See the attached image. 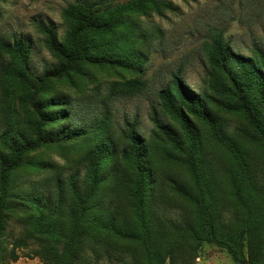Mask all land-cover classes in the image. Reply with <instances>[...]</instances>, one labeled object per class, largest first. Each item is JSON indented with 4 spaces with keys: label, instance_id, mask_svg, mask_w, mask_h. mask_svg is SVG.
I'll return each mask as SVG.
<instances>
[{
    "label": "trees",
    "instance_id": "trees-1",
    "mask_svg": "<svg viewBox=\"0 0 264 264\" xmlns=\"http://www.w3.org/2000/svg\"><path fill=\"white\" fill-rule=\"evenodd\" d=\"M167 7L163 0H123L116 4L103 0H73L61 12L67 24L61 39L52 25L37 24L47 49L56 59L39 75H33L30 70V45L20 39L7 41L0 36V56L5 57L0 63L1 96L9 111L3 117V110L0 112V259L6 246L7 216L20 210L24 214L21 221L26 223L27 237L35 239L38 245L35 252L46 264H75L73 242L82 228V219L94 214L95 207L91 203L94 195L114 171L117 179L120 163L125 169L122 179L133 221L123 222L115 214L109 215L106 221L91 217L87 225L138 241L144 248V260L135 264H164L166 258L171 257L173 247L160 240L157 230L156 238L147 209L151 177L144 138L127 126L124 143L117 145L113 134L105 129L108 110L96 121L95 127L89 124L86 128L78 127L73 121L70 124L57 122L66 116L62 111L70 104V99L66 93L49 95L54 82H73L74 75H84L87 68L93 66L142 72L144 56L140 45L147 42V36L136 19L151 10L160 12ZM254 50L255 55L233 51L218 30L203 46L208 63V95L205 97L190 89L178 72L171 73L170 81L157 92L160 107L183 134L184 140H181L169 125L155 120V127L165 140L183 150L182 163L188 173L189 187L174 178H170V183L174 192L195 209L198 230L191 234L196 242L207 240L224 247L237 264H264L263 187L257 185L246 153L222 130L218 118L207 107L206 98L223 111L239 115L248 128L247 139L264 152V55L257 47ZM144 86L143 79L132 76L107 81L106 95L99 86L92 88V94L107 99L115 94L139 92ZM14 100L28 103L30 117L23 126L14 117ZM54 106L58 110L50 112ZM195 122L206 127L230 159V193L247 213V218L231 226L221 224L213 216L214 193L206 167L199 159ZM51 123H55L52 128ZM80 137L90 141L84 155V187L80 190L72 179L68 181L74 209L66 221V229L57 212L48 206L49 197H42V193L26 194L12 176L21 166H41L39 160L30 155L38 148ZM114 162L117 163L106 170L107 164ZM27 241L23 237L12 240L9 258L15 259L16 248ZM60 243H64V247L59 249L56 246ZM195 256L187 261L184 258L185 263H190Z\"/></svg>",
    "mask_w": 264,
    "mask_h": 264
},
{
    "label": "rangeland",
    "instance_id": "rangeland-1",
    "mask_svg": "<svg viewBox=\"0 0 264 264\" xmlns=\"http://www.w3.org/2000/svg\"><path fill=\"white\" fill-rule=\"evenodd\" d=\"M73 0H0V36L7 41L20 39L30 45L28 62L31 73L39 75L56 62L47 49L44 35L37 28L38 23L50 24L61 39L67 24L61 12ZM123 0H103L116 4ZM167 8L160 12L149 11L137 17L140 28L147 36L140 47L144 60L142 72H128L117 68L89 67L84 75H74L73 82L59 80L53 83L49 95L66 93L70 104L62 113L66 115L57 120L62 124L73 121L78 127L86 124L95 127L96 121L108 110L105 129L113 134L115 143H124L127 126L134 129L145 140L146 156L150 165V189L147 209L153 223V230L165 244L173 247L171 257L164 264H237L228 251L214 242H196L191 232L198 230V218L193 205L174 192L170 178L189 187V177L182 163L183 150L174 148L158 132L155 120L169 125L183 134L177 123L160 107L157 92L178 72L181 80L190 89L207 96L206 88L208 63L203 52L204 43L221 30L223 39L231 49L242 55H255L257 47L264 55V0H163ZM157 32L154 34V32ZM0 56V63L4 60ZM136 76L145 81L139 92L115 94L101 99L92 94V88L99 86L103 95L107 94L105 84L113 79ZM0 80V112L7 115L8 108L2 102ZM57 97V96H55ZM206 105L218 118L222 130L230 135L244 150L250 162L252 175L264 193V152L256 143L246 137L248 129L245 121L236 114L216 107L208 98ZM14 117L23 126L30 117L26 101H13ZM54 106L50 112H55ZM9 112V111H8ZM55 123L49 125L50 128ZM198 133L199 159L205 165L214 193L213 216L221 224L232 225L247 218L242 206L232 197L228 181L230 159L210 136L204 125L195 122ZM90 141L83 138L55 141L38 148L30 155L39 160L38 168L27 164L14 171L12 180L19 184L26 194L42 193L49 197L47 203L51 211L57 212L67 227L74 209L69 189V180L83 190L84 155ZM184 145V143L182 144ZM117 163V162H116ZM108 163L106 170L114 166ZM115 170V169H114ZM125 174L121 163L100 185L91 202L95 207L93 215L84 216L83 225L74 238L75 264H135L144 260L143 246L134 239L120 238L105 229L89 226L87 221L96 217L106 221L109 215L118 216L123 222L133 221L130 199L123 183ZM59 180V182H58ZM58 182V183H57ZM264 196V195H263ZM24 214L18 210L8 214L5 228V244L0 264H46L35 252L38 248L34 238L27 237L26 223L21 221ZM191 227V228H190ZM16 237L27 238V243L16 248L17 257L9 258L11 242ZM64 243L56 247H64Z\"/></svg>",
    "mask_w": 264,
    "mask_h": 264
}]
</instances>
